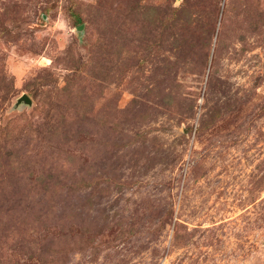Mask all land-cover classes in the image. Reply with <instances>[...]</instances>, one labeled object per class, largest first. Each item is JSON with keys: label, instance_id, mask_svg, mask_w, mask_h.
<instances>
[{"label": "rangeland", "instance_id": "obj_1", "mask_svg": "<svg viewBox=\"0 0 264 264\" xmlns=\"http://www.w3.org/2000/svg\"><path fill=\"white\" fill-rule=\"evenodd\" d=\"M0 264H264V0H0Z\"/></svg>", "mask_w": 264, "mask_h": 264}, {"label": "water", "instance_id": "obj_2", "mask_svg": "<svg viewBox=\"0 0 264 264\" xmlns=\"http://www.w3.org/2000/svg\"><path fill=\"white\" fill-rule=\"evenodd\" d=\"M25 104V105H31V101L30 99L26 96V95H22L19 99H18V104Z\"/></svg>", "mask_w": 264, "mask_h": 264}]
</instances>
